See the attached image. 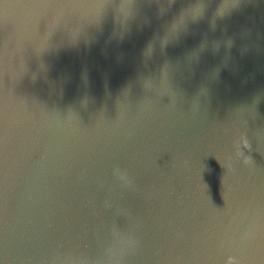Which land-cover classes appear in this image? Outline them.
Listing matches in <instances>:
<instances>
[{"label":"water","instance_id":"1","mask_svg":"<svg viewBox=\"0 0 264 264\" xmlns=\"http://www.w3.org/2000/svg\"><path fill=\"white\" fill-rule=\"evenodd\" d=\"M0 264H264V0H0Z\"/></svg>","mask_w":264,"mask_h":264}]
</instances>
